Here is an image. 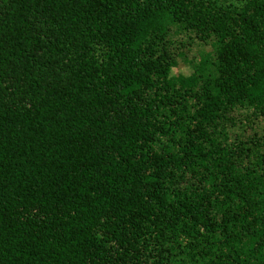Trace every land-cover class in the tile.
<instances>
[{"label": "trees", "instance_id": "1", "mask_svg": "<svg viewBox=\"0 0 264 264\" xmlns=\"http://www.w3.org/2000/svg\"><path fill=\"white\" fill-rule=\"evenodd\" d=\"M0 264H264V0H0Z\"/></svg>", "mask_w": 264, "mask_h": 264}]
</instances>
